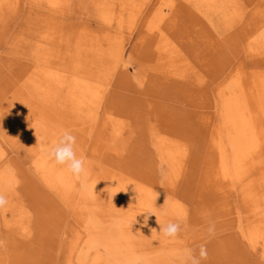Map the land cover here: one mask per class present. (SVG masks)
I'll list each match as a JSON object with an SVG mask.
<instances>
[{"label": "rangeland", "instance_id": "1", "mask_svg": "<svg viewBox=\"0 0 264 264\" xmlns=\"http://www.w3.org/2000/svg\"><path fill=\"white\" fill-rule=\"evenodd\" d=\"M102 2L0 0V191L9 199L0 209V264H92L99 254L115 263L109 249L88 242L87 219L99 220L109 234L125 233L132 218H107L104 211L116 203L114 181L125 179L134 182V191L144 194L156 215L180 205L182 240L197 250L206 245L204 264H264V231L259 238L249 232L254 204L250 209L245 195L260 196L257 215L264 217V118L255 116L248 89L255 75L264 77V5L259 0H106L103 7ZM145 25L158 27L167 41L145 34ZM166 45L180 61L173 73L162 66L171 60ZM44 70L54 72L63 96L81 80L96 98L101 94L100 100L66 121L52 113L61 129L49 130L50 112L39 88ZM233 94L242 95L243 113L257 119L250 124L257 138L254 161L241 169L246 174L239 184L228 179L237 171L232 159L226 178L216 180L214 174L216 140L229 155L232 150L231 129L224 126L225 99ZM60 98L57 106L63 108L66 101ZM63 129L76 137V154L95 178L92 185L47 156ZM58 167L72 179L70 186H60ZM209 218L216 223L214 237L207 233Z\"/></svg>", "mask_w": 264, "mask_h": 264}, {"label": "bare ground", "instance_id": "2", "mask_svg": "<svg viewBox=\"0 0 264 264\" xmlns=\"http://www.w3.org/2000/svg\"><path fill=\"white\" fill-rule=\"evenodd\" d=\"M191 1V0H190ZM103 2H106V0H103ZM102 2V5L104 7V3ZM206 2V1H205ZM209 3V2H207ZM259 3L264 5V0H259ZM101 4V3H100ZM258 4V2H257ZM59 7V6H58ZM256 7V6H254ZM132 8V6H131ZM134 8V6H133ZM136 8V7H135ZM257 8V7H256ZM264 8V6H263ZM57 9V8H56ZM139 9V8H138ZM111 10V9H110ZM113 10V9H112ZM115 11V10H114ZM231 11V10H230ZM237 11V10H236ZM258 11V10H257ZM134 12V10H133ZM113 13V12H112ZM258 12H256L257 14ZM110 16H114L113 14H110ZM138 15V14H137ZM155 15V14H153ZM235 15V14H233ZM259 15V13H258ZM257 15V16H258ZM260 15H264V13H260ZM156 16V15H155ZM256 16V15H254ZM157 17V16H156ZM238 17V16H237ZM237 17H235L234 19H236ZM264 17V16H263ZM147 18V17H146ZM151 18V17H150ZM109 19V17H108ZM240 18L238 17L237 20ZM256 18H253V21ZM111 20V18L109 19ZM148 20V18H147ZM237 21V22H239ZM263 21V20H260ZM122 22V21H121ZM150 23L152 24H156V18H152L151 20H149ZM257 22V21H256ZM147 23V22H146ZM264 23V22H263ZM149 24V23H148ZM147 25V24H146ZM144 27V33L146 34H152L153 37L155 39H158L159 42H163V41H167V38H165L163 33H160V31L158 30V27H156L155 25L153 26H146ZM258 26V25H257ZM262 26V25H261ZM160 28V25H159ZM253 28H255L253 26ZM158 30V31H154V30ZM257 29V28H255ZM158 33V34H157ZM143 34V33H142ZM207 35V34H206ZM210 36V35H209ZM153 38V39H154ZM250 40V39H249ZM252 41V40H251ZM163 44V43H162ZM252 45V44H251ZM170 46V45H168ZM167 45L164 46L163 48H165L163 51H166V58L169 59V56L171 57L170 63L166 62L167 60H164V64L162 65L164 67L165 70H170L172 73L175 72L177 65L180 64L179 58L177 60V55H175L176 53L173 51V49L171 50L170 47H168ZM172 46V45H171ZM148 47V46H147ZM169 50H171L169 52ZM160 52V51H159ZM162 53V51H161ZM173 54V55H172ZM175 55V57H173ZM160 56V54H159ZM174 59H173V58ZM163 63V62H162ZM159 64V63H158ZM171 64V65H170ZM160 65V64H159ZM160 65V66H161ZM170 65V66H169ZM179 66V65H178ZM161 69V68H160ZM177 71V70H176ZM196 71V70H195ZM60 72V71H59ZM62 72V71H61ZM182 72V71H181ZM44 73V77L42 80V83L39 88H42V93H43V97H44V102H42V104L44 103V105H46L48 107V111L50 112V115L47 114L46 116L47 118V128L49 130H59L60 128V120L58 121V119H56V115H60V118L62 119H66L74 114L76 117H78V113H83L85 112V110L87 109V107H90L89 105L92 102H96V100H100L99 98H96V94L95 92H93L91 85L87 82H83L81 80H74L73 85L69 88V90H67L66 96L63 94L64 93H60V81L56 82L55 79V74H53L54 72H49L47 70L43 71ZM64 74V73H63ZM175 74V73H174ZM62 75V73H61ZM177 75V72H176ZM180 75V73H179ZM235 75V74H234ZM256 77V81H254V83H252L253 85L250 86L251 88L248 87L250 91V98H251V107L254 108V113L256 112L255 116H257V118H260L259 115H262L261 118H264V77H260V75H255ZM83 79V77H82ZM233 79V78H232ZM243 79V77H242ZM57 80H59L57 78ZM27 83V82H26ZM30 83V82H29ZM259 85V88L257 87V92L255 90H253L257 85ZM69 84V83H68ZM242 86L244 85L243 83L241 84ZM251 85V84H250ZM28 86V85H26ZM240 88H243V87ZM247 86L244 85V87ZM254 86V88H253ZM64 87V86H63ZM239 88V90H241ZM27 89V88H26ZM29 89V88H28ZM68 89V88H67ZM233 90V89H232ZM244 90V89H243ZM242 90V91H243ZM246 90V89H245ZM30 91V89H29ZM235 91V90H234ZM238 91V90H237ZM244 92V91H243ZM228 93V92H227ZM247 93V92H246ZM249 93V92H248ZM240 94H242L240 92ZM15 96V95H14ZM242 96V95H241ZM241 96H235L234 94L232 96L228 95V98H226V111H225V116H226V120L227 123L224 126L225 128L231 129V133H230V137L228 138V142H229V148H232L231 150V154H228V150L225 149V145L224 144H220L217 143V140L214 144V148L213 150L215 151V155H216V165H215V170H214V174H215V178L217 180H219V178H226L227 177V171L226 168H228L229 166V160L232 159V165L235 169V173L233 174V177L231 176V178H228L230 180V183H232L231 181L234 179L238 180V184L241 180L244 179V174H246V172H244V174H242V170L245 169V167H248L252 164V160H253V154L255 152H253L254 149V141L257 140V138L254 140L253 137L254 135L252 134L254 131L252 130V128H250V124H252V122L255 121L256 118H253L251 116H248V114L246 113V111H244L245 113H243L242 110L246 109L243 108L242 106V99ZM60 97L63 98L64 101H66V104H60L63 106H57L58 104V100L61 99ZM67 98V100H66ZM257 101H256V99ZM57 102V103H56ZM240 102V104H239ZM34 103V102H33ZM100 103V102H99ZM245 103V101H244ZM97 104V103H95ZM253 105V106H252ZM39 106V105H38ZM96 106V105H95ZM94 106V107H95ZM97 108V107H96ZM243 108V109H242ZM59 109V110H58ZM91 109V108H90ZM57 111V113H56ZM42 113V111H41ZM52 113H56L52 115ZM97 113V112H96ZM249 113V112H248ZM253 113V112H252ZM259 114V115H258ZM50 116V118H49ZM253 116V115H252ZM254 116V117H255ZM53 117V120L51 121ZM55 117V119H54ZM96 117V116H95ZM50 119V123L48 120ZM78 119V118H77ZM65 120V121H66ZM71 120V119H69ZM73 120V119H72ZM111 120V119H110ZM257 120V119H256ZM229 121V123H228ZM82 122V121H81ZM256 122V121H255ZM254 122V123H255ZM46 123V122H45ZM71 124V123H70ZM45 125V126H46ZM51 126V127H50ZM83 126V125H82ZM215 127V126H214ZM45 127V129H47ZM83 129V128H82ZM226 130V129H225ZM216 131V130H215ZM219 131V130H218ZM256 131V130H255ZM51 132V131H50ZM216 133V132H215ZM220 137V133L218 134ZM218 136V137H219ZM57 137V136H56ZM216 138H217V134H216ZM254 141H253V140ZM57 140V139H56ZM180 141V140H179ZM221 141V140H220ZM175 142V141H174ZM99 143V142H98ZM172 142H170L169 145H171ZM256 143V142H255ZM175 144V143H174ZM178 144V143H177ZM212 145V144H211ZM168 146V145H167ZM166 146V147H167ZM256 146V144H255ZM173 147V146H172ZM180 147V146H179ZM3 148V147H2ZM175 149V147H174ZM173 150V149H172ZM212 150V151H213ZM103 151V150H102ZM169 151H171L169 149ZM168 151V152H169ZM167 153V151H165ZM173 152V151H172ZM179 152V151H178ZM177 153V152H176ZM180 153V152H179ZM253 153V154H252ZM165 154V153H164ZM171 154V153H170ZM252 155V156H251ZM256 155V154H255ZM39 156V155H38ZM169 156V155H167ZM179 156V155H178ZM182 156V155H181ZM231 156V157H230ZM43 157V156H42ZM172 157V155H171ZM167 159V157H166ZM169 159V158H168ZM252 159V160H251ZM177 160V159H176ZM183 160V159H182ZM39 161V160H38ZM41 161V160H40ZM44 161V160H43ZM212 161V160H211ZM254 161V160H253ZM47 162V161H46ZM45 162V163H46ZM52 162V161H51ZM43 164V163H42ZM213 164V163H212ZM45 165V164H43ZM42 165V166H43ZM49 165V164H48ZM50 166V165H49ZM55 166V165H54ZM41 167V164H40ZM176 167V166H175ZM50 168V167H49ZM55 168V167H52ZM57 168V167H56ZM60 168V167H58ZM62 168V167H61ZM60 168V169H61ZM94 168V167H93ZM249 168V167H248ZM246 168V170L248 169ZM91 169V167H90ZM238 169H242L241 173L238 171ZM47 170V169H46ZM44 170V171H46ZM53 170V169H52ZM51 170V171H52ZM174 170V169H173ZM13 171V170H12ZM212 171V169H211ZM244 171V170H243ZM48 172V171H47ZM46 172V175H47ZM54 171H52L53 173ZM94 172V171H91ZM45 173V172H44ZM50 173V172H48ZM51 173V174H52ZM59 173V172H58ZM89 171L87 170V175L86 178H82L83 183L86 185H92L93 181H94V177L89 175ZM50 174V175H51ZM68 174V173H67ZM66 174V170L61 169L60 173L58 174L59 177H61V179H57L60 183L61 187L64 186H70L71 185V180ZM205 174V173H204ZM232 174V173H231ZM4 175V174H3ZM53 175V174H52ZM56 177V174L53 175ZM52 176V177H53ZM66 176V177H65ZM226 176V177H225ZM45 177V176H44ZM204 177V175H203ZM15 178V177H13ZM46 178V177H45ZM58 178V177H57ZM205 178V177H204ZM11 179V177H10ZM117 179V178H116ZM16 180V179H15ZM223 180V179H221ZM227 180V181H229ZM74 181V180H73ZM98 181V180H96ZM117 181V180H116ZM114 181L113 184V189L115 191V193H113V196L111 197L112 201L113 199L116 201V203H112L114 206L113 208H111L110 204L108 207H106V210H104L103 212L106 214L107 218H111L112 216L115 217H120V216H124L125 215V219H131L132 218V224L131 226L128 227V229H125V233L122 232H117L115 235L109 234V230H107L106 226L103 227L101 224H97V222H99V220H93V224H92V219L94 218L93 216H91L89 219H87V225L89 229V235H88V242H95V243H99L100 245H102L103 247H105L106 249H109L110 254L112 253L114 258H115V263L112 262H108V260L106 259H102L99 255H96L95 258H93V263L92 264H168V262L172 261L175 259L174 257V252L178 249H181L183 247H188V244H186V242L184 240H182L183 235L182 232H180L179 237L175 240V241H170L166 238H164L162 236V234L159 232L160 231V226H163L164 224H166L169 221H175L178 218L179 213V204H176L174 209H170V211H168V214H154L151 212L150 207L151 204L149 206V204H146L143 199L142 196L144 194H142V192H137L134 191L136 189V185L134 184V182L131 179H125V182H121L118 183ZM225 181V180H224ZM2 181H0L1 183ZM7 182V181H6ZM53 182L55 183V181L53 180ZM52 182V183H53ZM112 182V181H111ZM226 182V181H225ZM13 183V182H12ZM51 183V182H50ZM53 183V184H54ZM206 184V183H205ZM225 184V183H224ZM242 184V183H240ZM8 185V184H6ZM83 185V184H82ZM210 185V184H209ZM73 186V185H72ZM83 186V187H85ZM111 186V183H110ZM234 186V185H233ZM60 187V188H61ZM75 187V186H74ZM3 188V187H2ZM67 188V187H66ZM142 188V187H141ZM9 189V188H8ZM68 189V188H67ZM66 189V190H67ZM78 189V188H77ZM76 189V190H77ZM97 189V188H96ZM112 189V190H113ZM211 189V188H210ZM1 190V189H0ZM72 190V188L70 189ZM74 190V189H73ZM80 190V189H79ZM68 191V190H67ZM111 191V190H110ZM246 191V190H245ZM81 192V191H80ZM83 192V191H82ZM81 192V193H82ZM96 194V193H95ZM203 194V193H202ZM110 195V194H109ZM212 195V194H211ZM246 197L247 200H249L251 203H249V205L251 206L250 209H252V204H254V207L251 211L252 215L250 216V218L252 219L251 222L248 223V227H250L251 229L249 230V232L253 235L255 234L256 237L259 238L262 237L261 234L264 231V217L262 216H258L257 213L259 212L258 210L259 208V202H261V198L260 196H255V194H249L246 191ZM254 196V197H253ZM22 197V196H21ZM96 197V196H95ZM94 197V198H95ZM85 198V195H84ZM97 198V197H96ZM84 199H82L83 201ZM86 200V199H85ZM14 202V201H13ZM93 203V201H92ZM152 203V202H151ZM16 204V203H15ZM14 204V206H15ZM95 204V203H94ZM248 204V203H247ZM11 205V204H10ZM149 206V208H148ZM54 207V206H53ZM97 208H101L98 206H95ZM11 208V207H10ZM19 208V207H18ZM93 208V206H92ZM13 209V208H12ZM183 209V208H182ZM8 210V209H7ZM11 210V209H9ZM97 210V209H94ZM21 211V210H19ZM181 211V210H180ZM6 212V210H5ZM4 212V213H5ZM184 212V211H183ZM21 213V212H20ZM90 213V212H89ZM96 213V212H95ZM157 213V212H156ZM163 213V212H162ZM182 213V212H181ZM22 214V213H21ZM25 214V213H24ZM104 214V215H105ZM185 214V213H184ZM20 215V214H19ZM91 215V214H90ZM102 215V216H104ZM183 215V214H182ZM184 216V215H183ZM57 217V216H56ZM105 217V216H104ZM10 218V217H9ZM20 218V217H19ZM28 218V217H27ZM103 218V217H102ZM182 218V217H181ZM25 220V218H23ZM75 219V218H74ZM113 219V218H112ZM184 219V218H183ZM21 220V219H20ZM118 220V219H117ZM6 221V220H5ZM91 221V222H89ZM16 222V221H15ZM19 222V221H18ZM25 222H27V220H25ZM24 222V223H25ZM107 222H109L107 220ZM106 222V223H107ZM23 223V222H22ZM46 223V222H45ZM110 223V222H109ZM13 226L14 224L11 223ZM28 223H26L27 225ZM240 224V223H239ZM12 226V227H13ZM16 226V225H15ZM19 226V225H18ZM183 226V225H182ZM117 227V226H115ZM123 227V226H121ZM242 228V227H241ZM244 230V227H243ZM242 230V231H243ZM243 234V233H242ZM250 234V235H251ZM79 236V235H78ZM77 236V238H78ZM187 236V235H186ZM185 236V237H186ZM246 236V235H245ZM87 238V237H86ZM187 238V237H186ZM249 238V237H248ZM87 239V240H88ZM252 239V238H251ZM86 240V239H85ZM78 242V240H77ZM253 242V240H252ZM259 242V241H258ZM15 244V243H14ZM75 246V245H74ZM126 246L127 248L124 249L123 247ZM137 247V248H135ZM264 247V246H263ZM132 248V250H130ZM21 249V248H20ZM139 249V250H138ZM36 250V249H35ZM122 250V251H121ZM124 250V251H123ZM137 251V253H133V251ZM115 251V253L113 252ZM121 251V252H120ZM97 254V253H95ZM53 255V254H52ZM80 256V255H79ZM78 256V257H79ZM83 256V255H82ZM135 256H137L138 258H135ZM105 257V256H104ZM46 259V257H45ZM125 259H130V260H125ZM83 260V259H82ZM117 261V262H116ZM135 262V263H133ZM17 263V262H16ZM34 263V262H33ZM72 264V263H69ZM204 264V262H203Z\"/></svg>", "mask_w": 264, "mask_h": 264}, {"label": "clouds", "instance_id": "3", "mask_svg": "<svg viewBox=\"0 0 264 264\" xmlns=\"http://www.w3.org/2000/svg\"><path fill=\"white\" fill-rule=\"evenodd\" d=\"M49 159L58 166H64L67 172L77 180L86 178L87 170L85 160L77 157L76 154V137L67 129H63L58 139L46 149ZM9 205L7 195L0 191V209ZM183 218L178 217L175 221H169L160 226L162 236L170 241H175L182 231ZM207 233L209 237L216 234V223L210 218L207 221ZM177 264H203L208 259V251L205 244H201L197 249L183 247L174 252Z\"/></svg>", "mask_w": 264, "mask_h": 264}]
</instances>
